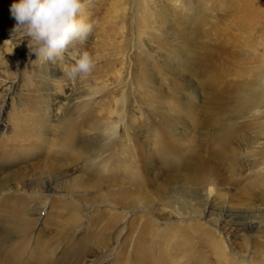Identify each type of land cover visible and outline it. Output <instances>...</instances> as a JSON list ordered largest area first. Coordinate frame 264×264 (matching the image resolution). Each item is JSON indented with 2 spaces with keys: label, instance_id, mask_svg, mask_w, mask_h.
<instances>
[{
  "label": "bare ground",
  "instance_id": "6f19581e",
  "mask_svg": "<svg viewBox=\"0 0 264 264\" xmlns=\"http://www.w3.org/2000/svg\"><path fill=\"white\" fill-rule=\"evenodd\" d=\"M119 2L110 18L117 13L124 16L127 3ZM218 5L225 7L227 2L136 0L132 13L135 24L127 25L122 18L117 32L123 37L118 46L119 62L125 63L129 42L136 45L132 69H117L109 62L99 74L107 77L104 81L117 80L113 100L114 109H119L117 116L109 115L111 102L95 120L94 127L85 124L87 111L100 90L90 95L85 106L80 104L78 114L67 104L57 129L58 146L73 153L72 161L57 153L56 157L64 162L52 165L56 176L37 177L27 184L18 182L17 188L0 182V188L9 191L4 190L3 197L11 201L16 199L11 193L18 195V188L22 194L27 193V187L30 193L42 188L39 194L48 197L64 193L65 198L74 200V205L68 201L70 205H65L70 218L64 221L69 228L62 237L70 242L82 230L91 228L83 242L96 246L97 254L92 260L80 255L82 259L73 264H255L250 256L254 252L257 256L264 254V240L253 233L256 228L259 233L264 232V14L257 9L254 16L259 28L241 31V39H234L227 36L230 32L224 30L222 23L212 19L215 15L211 12ZM168 12L182 21L168 20ZM239 16L245 24L246 15ZM110 22L108 19L100 23L102 31H107ZM11 23L10 19L8 25ZM15 37L18 36L13 34L11 39V33L5 32L0 34V43L13 45ZM223 37L228 38L226 44L212 43ZM110 47L115 49L116 45ZM64 58H69V54L64 53L53 67H45L49 87L54 88V76L63 74V63L69 70L72 63L62 62ZM241 58L248 66L232 63V59L240 62ZM221 72L230 76L224 84L216 81ZM12 81L6 91L14 85L15 79ZM46 81L41 79L42 83ZM5 82L2 79L0 84ZM212 87L215 88L211 90ZM46 94L45 101L52 105V92L48 89ZM133 101L139 109L130 111ZM124 118L129 120L122 134L119 125ZM74 148H80L79 153L75 154ZM17 177H22L20 171ZM61 185L68 188L57 192ZM235 187L245 189V194L234 199ZM93 205L97 209L91 214L92 222L84 225L82 208L85 211ZM30 207V218L40 224L46 206ZM11 210V218H21V212L14 207ZM132 218H138L134 225ZM76 223L79 224L71 229ZM128 226L133 230L126 243L123 233ZM30 240L25 241L31 243ZM104 240L111 247L106 255V250L101 249ZM24 242L17 245L26 246ZM81 243L75 245L74 239L69 243L72 253L84 247ZM46 246L28 263L62 264L55 256L56 247L49 241ZM20 253L8 250L3 253L4 258L1 256V264H27L22 261L25 254Z\"/></svg>",
  "mask_w": 264,
  "mask_h": 264
},
{
  "label": "rangeland",
  "instance_id": "374dc122",
  "mask_svg": "<svg viewBox=\"0 0 264 264\" xmlns=\"http://www.w3.org/2000/svg\"><path fill=\"white\" fill-rule=\"evenodd\" d=\"M119 1L120 0H85L84 12L87 18L93 22L92 32L89 34L86 41H76L72 45H70L68 51L65 52L69 54V58H64L62 61V62L70 61L72 63L71 66H69V70H70V68L74 64L73 61L78 58L79 54L81 52L87 51L94 60V66L92 71L83 78L77 77L75 79H70L67 73L69 71L68 67L65 66V64L63 63L62 65V72L64 71L63 74L62 75L60 74L61 76L59 78L54 76L53 77L54 88L53 86L49 87V85H47V81L45 78V67L47 65L49 67L50 66L53 67V64L56 65V62L59 63L57 60L55 62L45 61L43 58L38 59L36 53L34 52L30 53L28 47L29 39H24L23 33H21L18 37L14 38L13 45H10L8 43L7 44L0 43V72H1L0 81L2 79H6V82L4 84H0V105L3 104L1 116H0V182H7L8 184L5 185L6 187L14 186V188H17L15 185H18V182H20V184L22 182L27 184L28 182H31L32 179H35L37 177L41 179H46L47 176H51V174H55L56 176L58 173L52 171V165L55 163L64 162L56 157L57 153L64 155L66 158L72 161L73 157H71V155H73V153L69 150H64L63 148L58 146L57 132L61 127L60 116L62 115V113L65 112V108L67 104L72 105L70 109L74 110V112L78 114L81 111L80 104H82V106H85V103L89 99L91 94L97 93L98 90L101 91V93L100 94L98 93V95L93 100V103L92 105H90V108L87 111V115L85 116L86 118L85 124L89 127H94L95 120L97 118H100L103 115V113L106 112V110L104 109L107 107V105H110L111 102L113 105L111 106V108L113 109L111 110L109 108L111 112L109 113V115L110 114L116 115L117 112L119 111V109L117 110L114 109V101H113L114 97L117 95V92L114 91L115 90L114 82H117V80H110L108 82V81H104L107 77L104 79L103 75L99 76L101 71L105 69L106 64L109 62L114 63L117 69L123 67V70H128L130 72L133 66V61L136 60V58H134V55L137 52V48L135 43L131 41L129 42L127 52L125 54L126 56L125 63L119 62L121 53L118 46L121 45L122 43L121 41L123 37H120L121 34H118L117 32L120 29L119 25L122 24L123 22L121 21L122 18H124V22L127 25L131 26L135 24L136 22L134 18L135 16H133L132 13H133V9L136 7V0H125L127 3V8L125 10V14L123 17L117 16L118 15L117 13V14H113L114 16L110 18L113 10L118 8V4L120 3ZM12 2L13 0H0V34H3L5 32L11 33V29L16 23L15 19L10 14V5ZM159 2L160 0H157V3ZM167 2H169V0H167ZM225 2H227V5H225V7L218 5L216 7V10L211 12V15L214 14L215 17L212 19L217 20L219 23H222L224 30L226 29V31L230 32L229 34H227V36L234 37V39H236L237 37L238 39H241L240 38L242 37L240 33L241 31L250 30V28H254V29L259 28V26L257 25V21L255 20L254 13L258 14L257 11L258 9L262 14H264V0H225ZM253 3H255L256 5H254ZM168 13H169V15H167L168 20H172L174 18L175 20L182 21L181 19H179L180 17L175 15L174 13L172 12H168ZM239 15L241 16L246 15L248 20L247 22H245V24L241 23ZM10 19L12 20V23L8 25ZM108 19H111L110 22L111 25L108 26L107 31H102L103 26L101 25L102 26L101 27L100 23H102L103 20H108ZM249 20H251L250 23H248ZM205 23L206 22H203V24ZM262 34L264 36V30L262 31ZM195 41L198 44V40L195 39ZM227 41L228 38L223 37V39L215 40L212 43L221 45L222 42L226 44ZM112 44L116 45L115 49L110 47V45ZM13 52H15V54L17 55L12 56L11 53ZM112 58H114V60H111ZM232 63L235 66L246 65L244 63V59L242 58L240 62L237 59H232ZM230 69H232V67H230ZM129 75L130 74L125 76V79H128L126 77H128ZM229 77L230 76L227 72H221L218 75L216 81H218L220 84H224L227 79H230ZM13 79H15L14 85L11 88H9V90L6 91L7 86H9L11 82H13L12 81ZM41 79H44L46 83L45 82L42 83ZM46 88H48L52 92L51 98L52 100H54L52 105H48V101H45L46 99H48L46 94L48 92V89ZM214 88L215 87H212L211 90ZM218 88L219 87H216V89ZM128 89H130L129 85L126 88L127 94H128ZM129 109L130 111H133L134 109L135 110L139 109V107L137 106V103L133 101ZM115 118L116 119L114 120V122L116 124L118 122V118L117 117ZM128 120L129 118H124L119 125V131L122 134L125 133L124 128L125 125L128 123ZM124 140L125 138H122L121 142H124ZM79 151L80 148L73 149V152L75 154L79 153ZM18 171L22 173L21 178L17 177ZM92 178H94L95 180L97 179L96 177H92ZM241 185H244V183H242ZM67 188L68 187H66L65 185H61L58 186L56 189L57 192H59L61 190H66ZM4 190L6 191L4 187L0 188V233H3L0 235V240L2 241V242L0 241L1 253L2 250L3 253L7 252L8 250L9 251L17 250L18 253L21 252L20 254H22V256L25 254L22 257L23 260L22 259L21 260L29 264L32 258L34 259L35 257H37V255L39 256V254H41L42 251L45 250V248H47L46 246L47 241H49L51 246H53L54 248L56 247L55 256L56 258H58V260L62 261V264L63 262L64 264H73L76 262L78 263L80 259L84 258L83 256H85V258L86 256H88L86 259H91V260L94 257H96L97 252L94 249V247L96 246L91 245L90 242H83L85 239L84 237L90 235L91 232L89 231H92L91 228H90L91 230L87 229L88 232L86 229L85 231L82 230L81 234H77L75 238L72 237L69 240L71 242L74 239L75 245L79 244L80 242H82L81 244H84V247L77 253H72L73 252V250L71 251L72 248L68 246L70 242L68 241L65 242L64 238L62 237L63 231L64 230L66 231L69 228L67 227L69 226V223H66L64 221L65 220L67 221L70 218V215L68 214L65 205H68L69 204L68 202H70V204L72 205L75 204L74 200L68 199L69 196L68 198H65L66 196L64 193L63 195L62 194L58 195L57 193L55 195L51 194L50 196L47 197L45 193L39 194L43 190L42 188H36L34 190L32 189V193H30L31 191L27 187L25 188V191L26 192L28 191L27 193L23 192L22 194L20 188H18L17 190L18 195H14L11 193L12 196H16L15 199L16 201L15 200L11 201V200H7L6 197H3V195L5 194L3 193ZM7 192L9 191H6V193ZM244 194H245V189L240 187H235L233 191L234 199H237L243 196ZM24 195L26 196L25 200L27 198L26 201L24 200L23 197ZM18 198L20 201L17 200ZM55 198L57 199L55 200ZM28 199H30L32 202ZM62 199L63 202L60 203ZM64 201L66 202L68 201V202L66 203ZM25 202L27 203L26 205ZM52 203L54 206L52 205ZM18 205L20 206V208ZM27 205L29 207L31 205L41 206V207L43 205L46 206L44 208V212L41 214V220H43L41 222L42 224L35 223L34 220L30 218L31 215H29L27 209L30 211L31 207L29 208ZM13 207L14 210L17 209L18 212H21L20 214L21 218L17 220L15 217L11 218L13 212L11 209ZM3 208L5 209L7 208V209L5 210ZM20 209H23L24 211ZM96 209L97 208L94 206L93 208H88V210H85L87 212H85L82 208L81 215H84V219H83L84 225L90 224V222H92L91 214L94 213ZM1 210L4 212H2ZM23 212L24 213L27 212L28 214H24ZM215 212H217L216 209ZM22 213L26 215V217L22 216L23 215ZM50 214L53 215L51 216ZM6 218L7 220H5ZM21 219L23 221H21ZM56 219L57 220L59 219L58 220L59 223ZM135 219L138 220V218L131 219L132 225H134V222L136 221ZM19 220L21 221V224L18 223L20 222ZM13 222H16L15 223L16 225L13 224ZM78 224L79 223H76L75 225L72 224L70 226L71 229ZM131 226H128L125 229L126 233L125 232L123 233L124 240L127 238L126 243H128L129 240L131 239L130 235L133 230L132 229L133 227ZM7 227H9V229H7ZM53 229L54 232H52ZM6 230H8L9 233ZM46 231H48L49 234ZM31 233L34 234V236ZM129 233L130 235H128ZM253 233L256 236L260 235V238L264 240V232L263 234L259 233L258 229L256 228L253 231ZM104 234L106 235V233L105 232L103 233V238L105 237ZM39 235L40 237L41 236L42 237L41 238L38 237ZM4 236L9 238L7 239ZM25 240H30L29 242L31 243H28ZM20 241L21 244H23V242L25 241L26 243L24 242L25 243L24 245L26 246L22 245L21 247L20 243H18L17 245V242ZM14 243L18 246V248ZM1 245L2 248L4 247L3 249L1 248ZM7 245L11 247L10 249L12 248L14 249L10 250ZM103 246L101 247V249L106 250L105 252L103 251V253L106 255L111 251L110 249L111 247L108 244V240H104ZM25 247L26 249H23ZM5 248L8 249L6 250ZM247 250L248 249L246 248L245 251ZM1 253H0V264H1V260H3L4 258L3 253L2 254ZM80 255L82 256V258ZM250 258L253 259V263L255 264H264V254L257 256V252H254L250 256Z\"/></svg>",
  "mask_w": 264,
  "mask_h": 264
},
{
  "label": "clouds",
  "instance_id": "9594fccd",
  "mask_svg": "<svg viewBox=\"0 0 264 264\" xmlns=\"http://www.w3.org/2000/svg\"><path fill=\"white\" fill-rule=\"evenodd\" d=\"M84 9L85 0H13L10 14L16 23L11 29V39L13 34H25L30 53L55 62L70 45L86 41L92 32L93 22ZM93 66L92 56L87 51L81 52L68 71L69 78H83Z\"/></svg>",
  "mask_w": 264,
  "mask_h": 264
}]
</instances>
